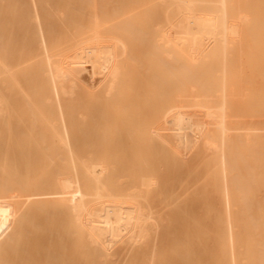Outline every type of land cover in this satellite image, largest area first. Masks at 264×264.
<instances>
[{
    "label": "bare ground",
    "instance_id": "1",
    "mask_svg": "<svg viewBox=\"0 0 264 264\" xmlns=\"http://www.w3.org/2000/svg\"><path fill=\"white\" fill-rule=\"evenodd\" d=\"M241 1L0 0V238L33 130L16 156L4 142L30 118L14 119L16 104L35 99L47 128L28 148L34 180L55 190L92 263L129 264L137 250L142 264H264V0ZM123 93L143 154L130 190L112 187L89 142L78 155L63 110ZM13 254L31 264L32 251L1 247L0 264Z\"/></svg>",
    "mask_w": 264,
    "mask_h": 264
},
{
    "label": "rangeland",
    "instance_id": "2",
    "mask_svg": "<svg viewBox=\"0 0 264 264\" xmlns=\"http://www.w3.org/2000/svg\"><path fill=\"white\" fill-rule=\"evenodd\" d=\"M243 1H241L242 5ZM73 13L74 11H71L70 16L75 19L76 14ZM130 97H132V93H123V98L116 99L109 105L99 104L96 100H89L87 103L83 101L84 98L73 102H63L66 121L69 127L74 129V136L77 137L76 144L80 148L78 155L86 154L85 145L89 142L93 154L105 157V160L113 166L108 178L115 189H132L137 184V174L142 169L143 163L141 142H139L138 136L132 132L135 126L126 118L127 109L123 104L125 101L128 102ZM35 101L32 99L29 104L34 107L28 110L22 102L16 104L17 107L13 111L14 119H17L18 115L23 117L25 112H29L26 115L30 118L25 122L15 120L13 123H9L13 129L4 142L5 151H7L8 144H11L12 149L8 152L16 156L21 153L19 138H25L24 129L33 130V135L26 136L28 139L22 141L21 144L23 154L20 158V168L18 171L16 170V176L20 180L21 197L12 204H5L6 209L14 211V214L6 215L4 218L0 247L5 251L13 249L32 251L33 254L30 256L32 259L29 261L31 264L37 262V257L43 258L39 262L41 264H56L50 260L51 254L54 255L53 252H59L63 257V260L58 261V264H95L88 258L89 253L86 247L81 245L78 238L76 239V236L73 235L72 229L65 219L60 198L50 183L42 177L34 180L38 170L28 155L31 152L28 148L36 144L37 137L34 132L47 128L46 124H40L36 120L42 110L40 108L42 104ZM79 109L88 113L83 120H77L76 115ZM57 164L58 160L55 158L51 163L52 171L56 169ZM5 176V174H0V184L1 179ZM4 190L7 191V187ZM25 196L28 197L27 200ZM40 202H43L42 206H39ZM118 248L115 247V249ZM7 255L9 257L10 254ZM34 255L38 256L33 258ZM128 255L133 256V260L129 264H142L139 261L142 256L141 252L136 250ZM13 261L15 264H20L18 256L15 254H13Z\"/></svg>",
    "mask_w": 264,
    "mask_h": 264
}]
</instances>
